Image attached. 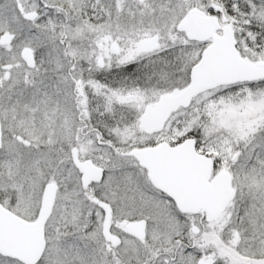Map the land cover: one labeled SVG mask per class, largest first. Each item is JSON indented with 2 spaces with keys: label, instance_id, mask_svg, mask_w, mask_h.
<instances>
[{
  "label": "snow or ice",
  "instance_id": "snow-or-ice-1",
  "mask_svg": "<svg viewBox=\"0 0 264 264\" xmlns=\"http://www.w3.org/2000/svg\"><path fill=\"white\" fill-rule=\"evenodd\" d=\"M0 264H264V0H0Z\"/></svg>",
  "mask_w": 264,
  "mask_h": 264
}]
</instances>
